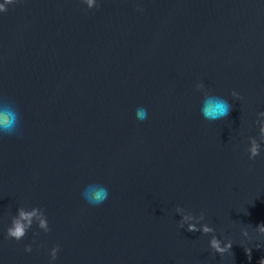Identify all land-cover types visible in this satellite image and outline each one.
Returning <instances> with one entry per match:
<instances>
[{"label": "water", "instance_id": "water-1", "mask_svg": "<svg viewBox=\"0 0 264 264\" xmlns=\"http://www.w3.org/2000/svg\"><path fill=\"white\" fill-rule=\"evenodd\" d=\"M206 92L227 117L202 116ZM0 97L21 118L0 134V264L264 258V0H15L0 12ZM90 184L107 188L102 204L84 199ZM21 206L44 209L51 231L34 218L8 237ZM177 206L215 232L181 227Z\"/></svg>", "mask_w": 264, "mask_h": 264}, {"label": "clouds", "instance_id": "clouds-1", "mask_svg": "<svg viewBox=\"0 0 264 264\" xmlns=\"http://www.w3.org/2000/svg\"><path fill=\"white\" fill-rule=\"evenodd\" d=\"M15 0H4L0 3V12H6L8 10V5L13 4ZM89 8L96 6L97 0H84ZM197 89H203L204 85L197 84ZM232 95L234 97H239V93L233 91ZM231 104L224 98L218 96H212L209 93H205L204 102L201 107V114L207 120H218L227 117L231 110ZM260 116L264 117V111L259 113ZM136 116L140 120L147 119V109L139 108L137 109ZM260 126V140H264V122L257 121ZM21 124L20 112L17 106L9 99L0 97V134L2 135H16L19 133ZM250 146L248 148L249 158L254 159L260 154L261 144L256 139V137H249ZM84 199L92 204L99 205L102 204L108 197V190L104 185L101 184H90L87 185L82 193ZM184 208L177 206L176 212L182 215L181 227L187 224V230L191 232H202L204 234L214 233L215 229L209 225L204 224L198 226L196 223H189L193 219L190 215H184ZM205 214L201 212L200 219H204ZM38 221V227L43 229L45 232L51 231L49 227V221L45 210L41 207H32L31 209L25 208L23 206L19 207L18 215L14 216L11 221V225L7 228V235L10 238H14L19 241L24 238L29 229L33 225V219ZM259 233L264 234V222L257 226ZM244 235H248L245 229ZM232 241H228L223 244L222 241L215 235L212 236L210 240V247L216 252L223 254L232 249ZM43 246V245H41ZM60 249V245L57 244L51 249V259L54 261ZM25 250L28 252L32 251V245L28 244L25 246ZM260 264H264V258L260 260Z\"/></svg>", "mask_w": 264, "mask_h": 264}]
</instances>
